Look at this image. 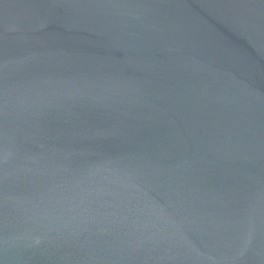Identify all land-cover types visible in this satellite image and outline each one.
Here are the masks:
<instances>
[{"label": "water", "instance_id": "95a60500", "mask_svg": "<svg viewBox=\"0 0 264 264\" xmlns=\"http://www.w3.org/2000/svg\"><path fill=\"white\" fill-rule=\"evenodd\" d=\"M0 264H264V0H0Z\"/></svg>", "mask_w": 264, "mask_h": 264}]
</instances>
